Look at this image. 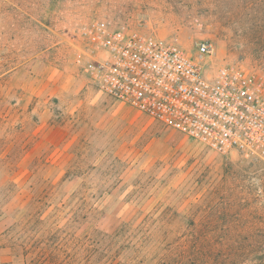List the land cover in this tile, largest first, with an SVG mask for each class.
I'll return each mask as SVG.
<instances>
[{"label": "rangeland", "instance_id": "obj_1", "mask_svg": "<svg viewBox=\"0 0 264 264\" xmlns=\"http://www.w3.org/2000/svg\"><path fill=\"white\" fill-rule=\"evenodd\" d=\"M93 20L194 56L209 40L213 65L264 82V0H0V264H109L114 232L147 220L235 229V263L264 264V157L214 152L102 92L84 70Z\"/></svg>", "mask_w": 264, "mask_h": 264}, {"label": "built area", "instance_id": "obj_2", "mask_svg": "<svg viewBox=\"0 0 264 264\" xmlns=\"http://www.w3.org/2000/svg\"><path fill=\"white\" fill-rule=\"evenodd\" d=\"M82 34L84 70L102 92L214 152L264 157V82L243 68L213 65L211 41L198 42L194 56L98 20Z\"/></svg>", "mask_w": 264, "mask_h": 264}, {"label": "trees", "instance_id": "obj_3", "mask_svg": "<svg viewBox=\"0 0 264 264\" xmlns=\"http://www.w3.org/2000/svg\"><path fill=\"white\" fill-rule=\"evenodd\" d=\"M203 217V220L214 218ZM143 226L120 230L111 236L109 251L117 248L115 258L128 247L126 264H237L235 259V229L191 227V229H161ZM224 230V231H223ZM250 237V233H247ZM137 242L133 244V241ZM245 245L242 246L244 254ZM112 260L109 264H113ZM239 260V259H238Z\"/></svg>", "mask_w": 264, "mask_h": 264}]
</instances>
